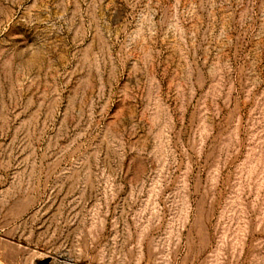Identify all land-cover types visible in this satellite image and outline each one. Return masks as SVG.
I'll return each mask as SVG.
<instances>
[{"label": "rangeland", "instance_id": "1", "mask_svg": "<svg viewBox=\"0 0 264 264\" xmlns=\"http://www.w3.org/2000/svg\"><path fill=\"white\" fill-rule=\"evenodd\" d=\"M0 264H264V0H0Z\"/></svg>", "mask_w": 264, "mask_h": 264}]
</instances>
